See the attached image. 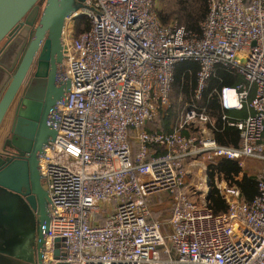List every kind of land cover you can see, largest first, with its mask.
Returning <instances> with one entry per match:
<instances>
[{
  "label": "built area",
  "instance_id": "obj_1",
  "mask_svg": "<svg viewBox=\"0 0 264 264\" xmlns=\"http://www.w3.org/2000/svg\"><path fill=\"white\" fill-rule=\"evenodd\" d=\"M84 3L93 10L69 19L90 26L65 39L68 100L57 104L56 136L39 163L56 208L43 264H264V0H208L200 37L177 19L162 23L157 0ZM185 60L200 67L198 99L217 67L241 76L218 92L224 109L248 111L230 122L239 146L203 137L209 118L196 108L171 131L146 129L169 106ZM197 123L198 134L184 132ZM188 157L241 168L257 158V196L240 201L238 187L219 182L229 209L214 214L183 190ZM162 192L173 199L166 235L150 203Z\"/></svg>",
  "mask_w": 264,
  "mask_h": 264
},
{
  "label": "water",
  "instance_id": "obj_2",
  "mask_svg": "<svg viewBox=\"0 0 264 264\" xmlns=\"http://www.w3.org/2000/svg\"><path fill=\"white\" fill-rule=\"evenodd\" d=\"M84 1L0 0V43L11 37L0 52V128L22 89L11 138L0 145V264H43L51 211L56 208L33 150L36 122L50 97L68 100L64 32L68 18L82 9L93 10ZM57 113L55 105L48 121ZM39 131L40 137L42 127ZM55 136L52 127L49 137ZM202 189L208 199L209 183Z\"/></svg>",
  "mask_w": 264,
  "mask_h": 264
},
{
  "label": "trees",
  "instance_id": "obj_3",
  "mask_svg": "<svg viewBox=\"0 0 264 264\" xmlns=\"http://www.w3.org/2000/svg\"><path fill=\"white\" fill-rule=\"evenodd\" d=\"M160 5L158 12L159 19L164 24L178 20L180 25L187 32L200 37L203 32V22L208 15V0H157ZM84 20L83 17L76 18ZM90 21L84 20L79 30L74 31L77 37L81 32L88 29ZM199 65L195 61L185 60L178 63L173 72V84L170 92V104L167 108L161 109L159 115L148 124L146 129L152 131L158 128L159 131L168 132L173 130L192 108L203 112L209 118L205 124L212 137L219 145L237 147L240 144V132L230 125V122L248 115L246 109L226 110L222 107L219 90L225 85L235 86L242 81L240 75L223 67H217L211 77L207 88L204 90L201 99L196 97ZM226 117V119H224ZM189 131H186V129ZM184 131L197 132L194 124H189ZM199 132V131H198ZM134 150L136 143H134ZM160 149L158 150V152ZM161 152H164L161 149ZM209 183L211 192L207 199V206L214 214H222L228 211L229 205L226 198L218 188L216 182H226L228 186H236L240 190L241 201H251L258 194V175L248 173L238 166L237 162L227 158H218L209 162ZM172 207V206H171ZM155 218L162 223V231L167 224L169 215L161 216L163 208L152 209ZM171 211V210H170ZM166 219V220H165ZM167 233H163L166 235Z\"/></svg>",
  "mask_w": 264,
  "mask_h": 264
},
{
  "label": "flooded vegetation",
  "instance_id": "obj_4",
  "mask_svg": "<svg viewBox=\"0 0 264 264\" xmlns=\"http://www.w3.org/2000/svg\"><path fill=\"white\" fill-rule=\"evenodd\" d=\"M42 11H43V5L41 4L40 8H39V14L36 18V25H38L39 17L41 16ZM23 22L26 23L25 20H23ZM22 25L23 24H20L19 27H21ZM47 37L48 36L46 35V38ZM10 40H11V37L8 36L0 43V52L5 48V46L8 45ZM43 44H42V46H43ZM64 51H65V48H64ZM64 57H65V54H64ZM63 62H64V58H63ZM21 95H22V89L18 92L17 96L15 97V99L12 103V106H11V108H10L6 118H5V121L0 128V145H4L6 142H8V139L11 138L10 129H11L12 121L16 115V109L19 105V100H20ZM62 100H64V98L61 100H57L56 97H50L49 103H46L43 105L39 119L36 122L37 127H36V133H35V145H34L33 150H34V153H36L39 156V163H40L41 156L45 153V151H46V149H47V147L51 141V138L49 137V132L53 126L51 124L52 121L49 122L48 120L52 116L54 106L55 105L57 106V104ZM40 127H42V133L43 134H41L39 137ZM38 137H39V139H38ZM43 150H44V153H43Z\"/></svg>",
  "mask_w": 264,
  "mask_h": 264
},
{
  "label": "rangeland",
  "instance_id": "obj_5",
  "mask_svg": "<svg viewBox=\"0 0 264 264\" xmlns=\"http://www.w3.org/2000/svg\"><path fill=\"white\" fill-rule=\"evenodd\" d=\"M83 19L85 21L88 20V18H83ZM83 21L80 20V19L77 20L76 18L67 19L66 26H65L64 39H69L72 32L74 33V31L79 30L80 24H82ZM169 104H170V98H169ZM194 125L195 126H199L198 123L197 124H194ZM196 128L198 129V127H196ZM203 128H204V124H203ZM208 134H209L208 131H207V133H203V137H205ZM249 159L250 158H248V159L245 160V165L241 169L244 170V171H246V172H248V173L257 174L258 170L260 171V169H261L260 162H258L257 160L250 161ZM199 163H202L201 165H203V176L206 177L204 171H206V170L208 171L209 170V165L210 164L208 163V161L206 159L203 160V161H200ZM196 168H202V166L196 167ZM189 182H190V180H189ZM202 182L203 183L205 182V178H203L201 180V183ZM216 184L218 186L221 183L216 182ZM168 194H169L168 192L167 193L166 192L158 193V194H156V195L153 196V198H152V200L150 202L152 204V206H153V209H155V211H157L160 208H163L162 213H160L162 217L164 215H166V214L169 215L170 214V210L173 208V202H172V200L170 198V195L168 196ZM156 205H159V206H156ZM167 230H168V227H167V225H165L164 228H163V233L164 234L167 233ZM60 245H61V242L58 243V247H60Z\"/></svg>",
  "mask_w": 264,
  "mask_h": 264
},
{
  "label": "crops",
  "instance_id": "obj_6",
  "mask_svg": "<svg viewBox=\"0 0 264 264\" xmlns=\"http://www.w3.org/2000/svg\"><path fill=\"white\" fill-rule=\"evenodd\" d=\"M196 127H198V126H196ZM154 129H158V128L156 127ZM186 131H189V129L187 128ZM189 134H198V131L197 132H191L190 131ZM209 134H210V132H209ZM249 160L250 161L257 160L259 162V160L257 158H253V157L250 158ZM200 166H202V168H196V167H200ZM185 167L188 170V174H187V176L185 178V183L183 185V190L186 191L193 199L201 202V199L203 197L206 198V196H207V194L203 191L202 188H203V186L207 185V183H209V170L208 171L207 170L204 171L205 172V175H206V177H204L203 176V165H201L199 163V161L194 160L192 157H188L185 160ZM260 167H261V163H260ZM258 173H259V170H258V172H257L256 175H258ZM203 178H205V182L204 183L203 182L201 183V180ZM189 180H190V182H189ZM195 185H198L199 186V189H196ZM153 196L151 197V200H152ZM168 196H169V194H168ZM170 198H171V200L173 202L172 197H170ZM156 206H159V205H156ZM151 207L153 209L152 204H151ZM171 212H172V209H171L170 213Z\"/></svg>",
  "mask_w": 264,
  "mask_h": 264
},
{
  "label": "bare ground",
  "instance_id": "obj_7",
  "mask_svg": "<svg viewBox=\"0 0 264 264\" xmlns=\"http://www.w3.org/2000/svg\"><path fill=\"white\" fill-rule=\"evenodd\" d=\"M69 19V18H68ZM65 33V32H64Z\"/></svg>",
  "mask_w": 264,
  "mask_h": 264
}]
</instances>
